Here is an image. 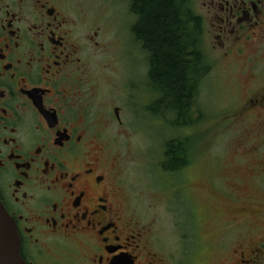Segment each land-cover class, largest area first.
I'll return each instance as SVG.
<instances>
[{"label": "flooded vegetation", "instance_id": "af4514ba", "mask_svg": "<svg viewBox=\"0 0 264 264\" xmlns=\"http://www.w3.org/2000/svg\"><path fill=\"white\" fill-rule=\"evenodd\" d=\"M201 7L202 49L210 43L225 60L256 55L246 59L255 70L246 100L229 118L263 127L264 0H202ZM88 14L76 0H0V201L24 264H264V190L252 200L212 189L229 206L210 241L198 232L202 217L220 219L186 204L187 216L176 219L190 239L177 252L160 248L140 223L121 158L103 138L113 118L94 100L99 83L86 64L102 24L88 23ZM135 21L132 14L125 29L139 45ZM120 109L113 107L119 126ZM261 160L253 170L264 175Z\"/></svg>", "mask_w": 264, "mask_h": 264}, {"label": "rangeland", "instance_id": "374dc122", "mask_svg": "<svg viewBox=\"0 0 264 264\" xmlns=\"http://www.w3.org/2000/svg\"><path fill=\"white\" fill-rule=\"evenodd\" d=\"M76 1L89 11L88 23L102 24L95 39L100 44L94 46L92 40L86 64L91 80L99 83L94 100L101 112L113 118L104 125L103 138L121 158L123 186L140 223L156 235L160 248L177 252L190 239L189 234L186 240L182 237L185 232L178 220L187 216L186 204L191 207L192 202L199 216L217 215L216 220L229 202L212 189H231L252 200L264 190V175L253 170L264 158V126L252 119L236 122L229 118L246 100L253 79L248 73L255 72L246 59L256 55L225 60L208 43L202 50L210 68L198 85L191 109L193 124L173 127L169 107L156 103L161 95L149 84L147 54L125 29L132 22L128 1ZM201 2L193 0L196 13L203 9ZM114 106L121 107V126L114 118ZM246 129L251 132L246 134L248 151L238 145ZM171 139L187 142V166L174 172L162 169L165 144ZM221 223V219L214 224L202 217L198 232L210 241L218 236Z\"/></svg>", "mask_w": 264, "mask_h": 264}, {"label": "trees", "instance_id": "16d2710c", "mask_svg": "<svg viewBox=\"0 0 264 264\" xmlns=\"http://www.w3.org/2000/svg\"><path fill=\"white\" fill-rule=\"evenodd\" d=\"M136 16L131 27L147 54L148 79L172 113L173 127L192 125V106L207 65L202 50L201 19L193 0H127ZM162 169L177 171L187 164V142L171 139L165 144Z\"/></svg>", "mask_w": 264, "mask_h": 264}, {"label": "water", "instance_id": "95a60500", "mask_svg": "<svg viewBox=\"0 0 264 264\" xmlns=\"http://www.w3.org/2000/svg\"><path fill=\"white\" fill-rule=\"evenodd\" d=\"M0 264H24L15 224L0 201Z\"/></svg>", "mask_w": 264, "mask_h": 264}]
</instances>
